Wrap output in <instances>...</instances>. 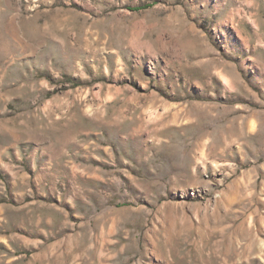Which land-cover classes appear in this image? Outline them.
Returning a JSON list of instances; mask_svg holds the SVG:
<instances>
[{"label": "rangeland", "instance_id": "374dc122", "mask_svg": "<svg viewBox=\"0 0 264 264\" xmlns=\"http://www.w3.org/2000/svg\"><path fill=\"white\" fill-rule=\"evenodd\" d=\"M0 264H264V0H0Z\"/></svg>", "mask_w": 264, "mask_h": 264}]
</instances>
